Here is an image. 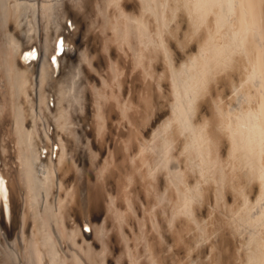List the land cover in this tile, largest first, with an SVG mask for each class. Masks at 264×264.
Here are the masks:
<instances>
[{"label": "bare ground", "instance_id": "bare-ground-1", "mask_svg": "<svg viewBox=\"0 0 264 264\" xmlns=\"http://www.w3.org/2000/svg\"><path fill=\"white\" fill-rule=\"evenodd\" d=\"M0 264H264V0H0Z\"/></svg>", "mask_w": 264, "mask_h": 264}]
</instances>
